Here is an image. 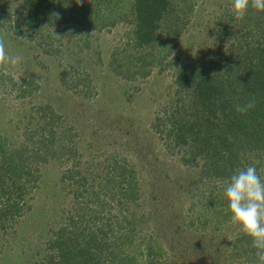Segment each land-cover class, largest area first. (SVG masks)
I'll list each match as a JSON object with an SVG mask.
<instances>
[{"label": "rangeland", "instance_id": "rangeland-1", "mask_svg": "<svg viewBox=\"0 0 264 264\" xmlns=\"http://www.w3.org/2000/svg\"><path fill=\"white\" fill-rule=\"evenodd\" d=\"M109 1L96 6L88 0L82 8L80 1L56 0V16L64 11L62 18L68 13L83 23L43 21L26 30L18 18L23 0H0L5 49L23 57L17 66L0 67V134L9 145L22 140L24 130L38 124L27 119L29 110L48 104L71 126L76 168L89 178L87 190L99 191L103 201H108V191L101 197L102 187L114 160L125 158L133 165L140 196L123 203L126 219L134 221L132 240L124 245L128 254L137 255L149 239L159 243L157 264H258L251 238L231 223L224 184L232 174L212 180L201 162L183 164L178 148L172 150L153 126L168 112L178 68H200L219 54L226 57L239 26L227 21L224 29L216 21L221 9H231L230 0H172L178 31L172 27L173 33L164 31L158 38L147 52L150 65L139 61L131 47L134 21L126 0ZM245 157L264 181V162L257 163L251 153ZM68 158H53L40 167L38 187L29 195L31 209L0 230V264L42 262L51 230L90 201L82 187L80 194L73 192L77 183L62 180ZM112 205L110 213L122 215L116 201ZM88 206L98 210L103 205ZM138 263L146 264V258L138 257Z\"/></svg>", "mask_w": 264, "mask_h": 264}, {"label": "trees", "instance_id": "trees-1", "mask_svg": "<svg viewBox=\"0 0 264 264\" xmlns=\"http://www.w3.org/2000/svg\"><path fill=\"white\" fill-rule=\"evenodd\" d=\"M55 1L23 0L18 15L21 26L32 30L43 21L56 25L68 20L83 23L68 13L62 18L64 11L56 16ZM75 1H80L84 8L88 0ZM92 1L96 6L110 2ZM124 5L134 21V45L131 47L139 61L150 65L146 60L147 52L155 48L164 31L171 34L172 27L178 29L179 14L175 13V3L172 0H126ZM227 21H233L240 29L236 31L237 36L231 34L226 57L221 58L219 54L217 60H210L200 68L195 65L178 68L168 112L165 110L163 118L153 123L166 144L181 152L183 164L193 166L201 162L202 171L212 180L223 179L247 167L246 164L252 165L246 154H253L257 163L264 162V12L250 7L245 18L238 21L231 9L225 8L223 12L221 9L216 24H222L225 29L223 22ZM218 64L222 70L215 66ZM204 67L207 68L205 74ZM146 73L140 72L141 75ZM31 87L34 90L37 85ZM251 99L255 100L254 108L246 113L235 110L237 105ZM32 109L27 119H36L38 124L27 127L22 140L20 136L9 145L7 137L0 134V230L31 209L29 195L38 187L40 167L50 159L68 154L71 164L62 180L68 179V185L77 183L73 192L80 194L79 187H82L90 201L71 213L63 226L51 230L44 259L33 264H139L138 257L146 258V264H157L155 239L156 242L145 240L144 249L137 255H130L124 249L132 240L134 221L126 219L128 208L123 207V203L134 202L140 196L133 165L125 158L114 160L110 168L112 174L106 173L107 185L102 187L101 197L108 191V201H103L99 191L87 190L86 182L90 180L76 168L78 153L71 140V126L66 125L64 117L48 104L33 105ZM29 120L27 123H31ZM61 138L65 142H61ZM113 201L119 206L122 214L119 217L110 213ZM92 203L103 206L92 210L88 206ZM123 225L132 227L131 231H126Z\"/></svg>", "mask_w": 264, "mask_h": 264}, {"label": "clouds", "instance_id": "clouds-1", "mask_svg": "<svg viewBox=\"0 0 264 264\" xmlns=\"http://www.w3.org/2000/svg\"><path fill=\"white\" fill-rule=\"evenodd\" d=\"M231 12L236 20H243L251 7L264 12V0H230ZM23 60L20 54L9 55L4 36L0 35V67L17 66ZM7 75V71L4 72ZM255 107L251 99L237 105L238 113H246ZM224 197L231 213V223L239 226L243 235L251 238L258 264H264V181L257 173L256 164L237 169L224 184Z\"/></svg>", "mask_w": 264, "mask_h": 264}]
</instances>
